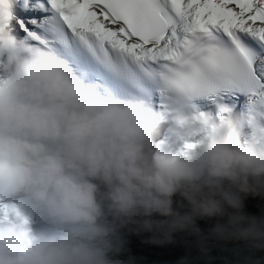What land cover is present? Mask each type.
<instances>
[{
	"label": "clouds",
	"instance_id": "9594fccd",
	"mask_svg": "<svg viewBox=\"0 0 264 264\" xmlns=\"http://www.w3.org/2000/svg\"><path fill=\"white\" fill-rule=\"evenodd\" d=\"M262 191L264 115L166 116L102 95L54 51L0 31V198L47 226L30 227L21 209L28 224L0 221V264H126L113 257L129 223L172 232L227 217L217 233L264 238V217L244 211ZM176 194L188 211L173 208Z\"/></svg>",
	"mask_w": 264,
	"mask_h": 264
},
{
	"label": "snow or ice",
	"instance_id": "6c2138e0",
	"mask_svg": "<svg viewBox=\"0 0 264 264\" xmlns=\"http://www.w3.org/2000/svg\"><path fill=\"white\" fill-rule=\"evenodd\" d=\"M0 31L54 51L102 95L166 116L237 93L264 115V0H11ZM199 107V106H198ZM198 141L184 148L191 149ZM29 220L0 198V221Z\"/></svg>",
	"mask_w": 264,
	"mask_h": 264
},
{
	"label": "trees",
	"instance_id": "16d2710c",
	"mask_svg": "<svg viewBox=\"0 0 264 264\" xmlns=\"http://www.w3.org/2000/svg\"><path fill=\"white\" fill-rule=\"evenodd\" d=\"M244 204L246 214L264 217V191L246 196ZM173 208L186 212L188 202L176 194ZM226 223L227 217H205L186 230L172 232L155 228L146 231L129 223L123 229V250L113 258L126 264H264V238L245 240L233 235L232 229L224 234L214 230L216 225Z\"/></svg>",
	"mask_w": 264,
	"mask_h": 264
},
{
	"label": "rangeland",
	"instance_id": "374dc122",
	"mask_svg": "<svg viewBox=\"0 0 264 264\" xmlns=\"http://www.w3.org/2000/svg\"><path fill=\"white\" fill-rule=\"evenodd\" d=\"M11 203H16V202L13 201V202H11ZM17 206H18L22 211L25 210V215H28L30 219H32V218L35 217L34 215H31V214H30V210L23 208V207H22L21 205H19V204H17ZM38 222H40V221L38 220ZM31 225H33V224H31ZM135 261H136V259H135V260H132V262H135ZM226 264H230V263H226Z\"/></svg>",
	"mask_w": 264,
	"mask_h": 264
},
{
	"label": "bare ground",
	"instance_id": "6f19581e",
	"mask_svg": "<svg viewBox=\"0 0 264 264\" xmlns=\"http://www.w3.org/2000/svg\"><path fill=\"white\" fill-rule=\"evenodd\" d=\"M24 212H25V210H24ZM30 214H31V212H30ZM31 215H33V214H31ZM31 221L34 222V223H37V228L36 229H41V228L47 227L46 225H43L40 222H38V218H36V217L30 219V223H31ZM32 227L34 228V226H32Z\"/></svg>",
	"mask_w": 264,
	"mask_h": 264
}]
</instances>
